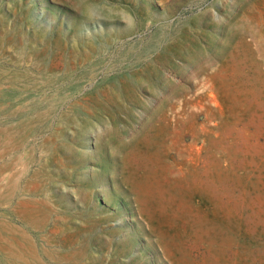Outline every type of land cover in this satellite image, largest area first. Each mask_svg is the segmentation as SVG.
Masks as SVG:
<instances>
[{"label":"rangeland","instance_id":"obj_1","mask_svg":"<svg viewBox=\"0 0 264 264\" xmlns=\"http://www.w3.org/2000/svg\"><path fill=\"white\" fill-rule=\"evenodd\" d=\"M0 70V264H264V0H0Z\"/></svg>","mask_w":264,"mask_h":264},{"label":"bare ground","instance_id":"obj_2","mask_svg":"<svg viewBox=\"0 0 264 264\" xmlns=\"http://www.w3.org/2000/svg\"><path fill=\"white\" fill-rule=\"evenodd\" d=\"M0 76H1V70H0ZM10 117V116H9ZM6 142V141H5ZM4 142V143H5ZM24 165V164H23ZM14 166V165H13ZM4 177V176H3ZM10 177V176H9ZM3 179V178H2ZM33 184V183H32ZM7 228V227H6ZM13 228V227H12ZM10 230H11V228H10ZM17 231V230H16ZM57 233V232H56ZM3 235V234H2ZM26 235V234H25ZM7 237V236H6ZM21 238V237H20ZM42 239V238H41ZM43 240V239H42ZM28 242V241H27ZM33 242V241H32ZM23 244V243H22ZM46 244V243H45ZM3 248V247H2ZM40 248V247H39ZM29 249V248H28ZM3 250V249H2ZM44 250V249H43ZM8 252V251H7ZM17 252V251H16ZM33 252V251H32ZM36 255V254H35ZM52 256V255H51ZM7 259V258H6ZM13 259V258H12ZM16 259V258H15ZM23 259H25V258H23ZM36 261V260H35ZM26 262V261H25ZM29 263V262H28Z\"/></svg>","mask_w":264,"mask_h":264}]
</instances>
